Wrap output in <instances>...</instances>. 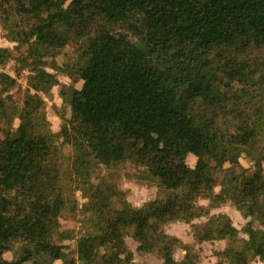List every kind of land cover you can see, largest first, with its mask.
Instances as JSON below:
<instances>
[{
  "label": "trees",
  "instance_id": "trees-1",
  "mask_svg": "<svg viewBox=\"0 0 264 264\" xmlns=\"http://www.w3.org/2000/svg\"><path fill=\"white\" fill-rule=\"evenodd\" d=\"M0 37V264H137L129 239L161 264H199L207 241L226 242L224 264H264V0H0ZM47 66L76 87L69 119L53 105L60 133ZM127 163L157 199L137 207L104 178ZM228 198L244 238L212 213ZM79 215L93 237L71 258L60 234ZM204 218L195 244L167 231Z\"/></svg>",
  "mask_w": 264,
  "mask_h": 264
},
{
  "label": "rangeland",
  "instance_id": "rangeland-1",
  "mask_svg": "<svg viewBox=\"0 0 264 264\" xmlns=\"http://www.w3.org/2000/svg\"><path fill=\"white\" fill-rule=\"evenodd\" d=\"M59 33L64 36H69L68 31L65 28L59 29ZM0 46L9 47L11 46L6 41L2 40L0 37ZM4 71L16 77V72L14 69V64L9 63ZM46 72L50 77V90L47 96L42 95L41 97L47 108L49 110V121L48 126L52 128L57 133H60L61 130L65 129L64 120L58 116V114L53 110V105L57 106L60 109L61 114L64 118L69 119L71 117V110L64 106V101L62 98L61 90L64 86L70 87L75 90V84L73 81L64 76H60L55 74V71L52 70L51 67H46ZM21 83V92L25 94L27 90L26 78L19 77ZM19 122L17 121L16 124ZM65 139L63 136L58 138L57 147L61 148ZM241 167L252 169L251 163L247 160H241V166L226 164L220 172V177H225L228 172L234 170H240ZM141 165L136 163H127L125 166L120 168L106 169L105 167L102 169V174L104 178L109 181L116 182L118 184V188L121 190L122 194H124L128 200L137 207H142L145 203L150 202L152 200L157 199V188L155 186H146L139 183V178L141 176ZM97 180L99 178L97 177ZM221 187H217L216 192L219 193ZM77 196V207L81 211L85 207H87V195L83 191L82 188L77 187L76 191ZM211 198L209 196L202 197L200 204L209 205ZM226 212L233 220L241 238L246 237L243 233L242 229L246 225L247 221L241 216V214L236 209L235 201L228 198L226 199L220 207L213 210L212 213L218 212ZM78 217V225L77 227L71 228V231L61 233L60 236L63 238V245L66 247L68 254H70L71 258L77 256V252L79 247L84 244L86 241L93 237V233L84 229L79 223ZM207 221L206 218L201 220H196L192 224H185L181 222H175L168 226L167 231L171 235L179 237L186 244H195L194 241V224H199L201 222ZM128 244L130 248L135 252L136 263L137 264H161V260L156 255H139L136 252V248L138 244L133 240L129 239ZM196 245V246H195ZM194 246L197 249V252L200 256L199 264H224L223 260V250L226 246L225 241H207L202 244H195ZM184 256L183 251H179L177 254L178 259H182ZM251 264H263L258 260L250 259ZM55 264H64L62 261H57Z\"/></svg>",
  "mask_w": 264,
  "mask_h": 264
}]
</instances>
